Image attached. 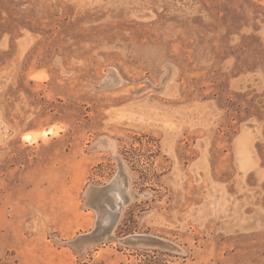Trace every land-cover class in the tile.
<instances>
[{"label":"rangeland","instance_id":"374dc122","mask_svg":"<svg viewBox=\"0 0 264 264\" xmlns=\"http://www.w3.org/2000/svg\"><path fill=\"white\" fill-rule=\"evenodd\" d=\"M245 123L264 132V0H0V264H264V223L231 213Z\"/></svg>","mask_w":264,"mask_h":264},{"label":"crops","instance_id":"0c3cea01","mask_svg":"<svg viewBox=\"0 0 264 264\" xmlns=\"http://www.w3.org/2000/svg\"><path fill=\"white\" fill-rule=\"evenodd\" d=\"M137 105L135 103H132L130 106L132 108V114L135 116L132 117L133 120L138 115L137 112L139 108L137 107ZM128 106L129 105H127L126 108H128ZM54 131L55 129H53V132ZM37 133L38 132L36 131H28L24 133L21 138L23 140H27V143H34L35 141L33 140L38 137ZM26 136H28L31 140L26 139ZM107 138L109 139V136H107ZM231 146L233 163L235 165V173L238 174L239 180L241 178L245 181L248 179V176L254 179L253 183L249 182V180L248 182L245 181V184L243 186L244 197H248V199H250L258 193V185L256 184L258 183V178L262 179L264 177V132L263 128L261 127V124L245 123L244 125H242L239 128L237 134H235V137L231 142ZM251 174H253V177H251ZM261 188L262 187H259V189ZM248 199L243 200V204L240 205L241 201H235L234 197V202L230 203L233 204V209L231 213H233L235 216L234 225H239L240 227L252 229L259 228L264 223L263 209H259L256 211H251V209L250 211L245 210L244 215L241 212V208L243 206L249 208V206L246 205Z\"/></svg>","mask_w":264,"mask_h":264},{"label":"bare ground","instance_id":"6f19581e","mask_svg":"<svg viewBox=\"0 0 264 264\" xmlns=\"http://www.w3.org/2000/svg\"><path fill=\"white\" fill-rule=\"evenodd\" d=\"M110 75H114L115 76V81H118L116 84H118V83H121L122 82V78L120 77V75L118 74V72L114 69V70H111V72H110ZM107 78H109V76L107 77ZM110 78H113V77H111L110 76ZM108 80V79H107ZM113 81V80H112ZM115 81H114V83H115ZM109 84H112V83H110L109 82ZM107 85H108V83H107ZM106 85V86H107ZM109 86H112V85H108V87ZM53 131L52 130H49L48 132H46V134H45V136L47 137V135H49L50 133H52ZM44 135V134H43ZM26 139H29V137L28 136H26ZM29 140H31V139H29ZM118 183H117V185L115 186V189H112L111 188V193L113 194L112 195V197L114 196V194H116L117 195V197H118V199H120L119 200V204H118V202L116 201V199H115V197H113L112 199L114 200V202H115V205L116 206H120V209L123 207V201H125V199L127 198L126 196L127 195H129V188H126V187H124V186H122V182H121V180H119V181H117ZM125 185H126V183H125ZM127 186V185H126ZM110 192V191H109ZM109 198V197H108ZM107 198V199H108ZM111 198V197H110ZM128 199H129V197H128ZM128 201V200H127ZM126 201V202H127ZM125 204V203H124ZM122 210V209H121ZM135 237V236H134ZM80 239H81V237H80ZM131 239V238H130ZM88 241V240H87ZM85 242V241H84ZM80 243V242H79ZM83 243V242H82ZM88 243H89V241H88ZM84 244V243H83ZM85 245V244H84ZM87 245V244H86ZM82 249H83V247H82Z\"/></svg>","mask_w":264,"mask_h":264},{"label":"water","instance_id":"95a60500","mask_svg":"<svg viewBox=\"0 0 264 264\" xmlns=\"http://www.w3.org/2000/svg\"><path fill=\"white\" fill-rule=\"evenodd\" d=\"M116 223H117V220L115 222H112V224L108 228L99 229L97 231V233H94V235L90 236L89 239H91L93 242H100V241H103L105 239L112 238L113 237V229H114ZM139 238H145L144 241H149V242L151 241V243H155L157 241V239L154 237H147V236H138L137 237L136 236V237L132 238L133 242H136L137 240L139 241ZM89 242H90V240H89ZM162 243L165 244L166 242H162Z\"/></svg>","mask_w":264,"mask_h":264}]
</instances>
